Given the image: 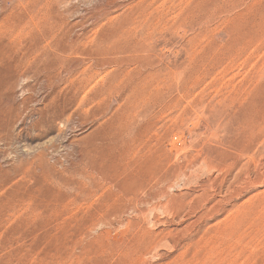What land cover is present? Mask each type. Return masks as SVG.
I'll use <instances>...</instances> for the list:
<instances>
[{
    "label": "rangeland",
    "instance_id": "rangeland-1",
    "mask_svg": "<svg viewBox=\"0 0 264 264\" xmlns=\"http://www.w3.org/2000/svg\"><path fill=\"white\" fill-rule=\"evenodd\" d=\"M0 264H264V0H0Z\"/></svg>",
    "mask_w": 264,
    "mask_h": 264
}]
</instances>
